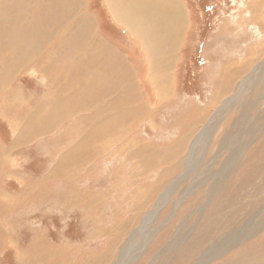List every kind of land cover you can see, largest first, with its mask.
Masks as SVG:
<instances>
[{"label": "rangeland", "instance_id": "1", "mask_svg": "<svg viewBox=\"0 0 264 264\" xmlns=\"http://www.w3.org/2000/svg\"><path fill=\"white\" fill-rule=\"evenodd\" d=\"M78 1L73 2L76 5ZM86 1L80 0L82 12L84 11L83 19L86 22L94 21V18L88 14ZM181 1L189 11L191 21L183 34V45L178 52L177 61L173 63L175 64L172 70L175 77V96L160 104L168 95L161 98L154 87L155 81L148 78L150 62L145 44L140 39L138 43L141 44L142 54L147 57V80L158 102H152L153 100L141 89L140 101H131L126 97L120 102L128 113V123L124 117H121L119 109L114 115L97 112L96 118H101L102 123L96 129L91 128L99 121L96 118L91 121L90 117L95 109L97 110L99 103L91 106L92 102L84 94V84L79 86L76 82H71L82 76L83 70L89 71V67L80 61L86 53V47L81 41L78 47L73 45L72 36L77 37L83 29L81 35L86 37L90 34V28L83 26L80 29L81 24L77 18L75 20L74 14L63 22L47 16L45 19L50 21V25L42 27L51 35L42 36L43 32L36 34L32 31L21 41L19 47L12 51L1 46V42L6 39L13 43L19 39L20 34H17L16 29L0 28V208L4 206L2 210L0 209V237L3 242L6 241L5 245L2 241L0 243V264H28L29 253L39 250L40 253H36L34 263L41 260L47 264H150L154 259L153 254L162 248L167 236L170 237L182 224L181 217L190 212L192 199H189L183 207L179 206L185 197L184 186L177 192L178 197H175L176 195L169 197V194L170 187L184 173L183 162L190 144H182V148H178L181 149L179 151L172 147L181 137L186 139L181 132L187 130L188 122L198 123L195 120L196 115L201 114L206 105L210 108L208 113L203 114L214 113L210 98L208 104L201 108V112L194 113L192 109L193 102L203 103L202 100H206L207 95L212 94L213 89L209 88L205 71L210 67L218 69L219 64L225 67L231 60L235 61V58L231 57L241 50H246L243 45L248 42H255L253 46L257 47L262 37L263 25L262 22L249 23L246 13L243 17H238L241 14L240 9L238 10L239 6L251 2L250 0H246L247 2L245 0ZM122 3L118 6L121 7ZM107 6L110 13L112 4ZM39 8L37 9L40 10ZM91 9L97 14L94 0ZM41 14L37 16L40 17ZM68 15L66 14L65 17ZM117 25L120 26L118 23ZM120 27L127 31L125 27ZM235 27L239 28L235 34V37H240L239 43L231 37L225 39V35H229L230 30ZM64 34L65 39H62ZM99 35L107 42H111L112 34ZM222 35L223 39H221ZM33 37H35L34 44L31 42ZM115 37L113 35L112 38ZM39 39L44 42L37 44ZM116 41H120L121 49L130 56L133 62L131 67L134 65L137 68L144 67L143 63L137 60L139 51L135 50L134 45L125 35L120 39L116 38ZM112 51L113 61L109 70L124 69L123 58ZM97 52L98 50L95 51ZM95 53L91 55V61L99 63ZM101 64L99 63L98 66ZM13 66L14 70L11 69ZM98 66H94L91 71H95ZM49 69L54 76L51 82L42 79V73ZM211 69L208 72L213 76ZM89 74L95 79L94 72L89 71ZM66 76L69 80L64 84L62 79ZM220 77L222 75H219L218 81ZM57 81H59L58 86ZM144 100L146 103H143ZM171 100L176 101L165 107ZM133 104H144L147 108L140 111L139 107L132 108ZM45 108L47 109L44 110ZM183 108L187 111L182 110ZM183 114L186 116L177 117ZM105 116L109 119L106 122L102 119ZM200 116L201 124L203 121L201 119L206 115ZM134 117L137 118L132 128L131 119ZM89 129L95 133L90 134ZM42 131L44 132L41 135H37ZM197 132L201 134L202 129H198ZM103 133H105L104 139L100 137ZM198 136L191 137V145ZM202 149H200L201 154L196 156V159L200 156L198 163L202 157ZM74 151L77 154H74ZM180 151H183L182 154L178 153ZM260 151L251 152L252 160L249 163L253 164L249 167L251 175L247 178L248 188L262 179L264 161L260 159L264 152ZM218 154L216 151L209 155V165L205 163L198 175L191 177L195 179L190 183L187 182L190 184L189 188L207 174V169L211 167ZM257 154H261L260 158ZM175 155L178 157L173 164H176L174 167L177 168L168 174L172 163L167 161V158ZM145 159L147 162L144 161ZM175 170L181 171L178 176V173L174 174ZM239 172L240 175L236 176L238 182H234V188L239 187L237 190L241 193L240 190L247 185H242L241 180L244 178H239L244 175V171ZM257 191V189L253 190L254 196H258ZM161 198H163L162 202H160ZM218 202L219 199L213 204L212 208H214L209 209L208 218L203 217L204 223L199 225L201 234L207 231L204 234L207 239L202 238L204 243L218 231L219 225L211 222V217H215L220 211ZM159 207L160 211H156ZM181 211L183 212L180 213ZM174 214L175 218L171 220ZM146 217L148 225L136 233V229L143 225V221L146 223ZM159 229L157 235L150 236L151 232ZM208 234L210 235L207 236ZM4 235L5 237H2ZM146 236L151 239V245L148 247L150 251L147 250V253L140 257V245L149 243ZM258 243L259 241H256L254 244ZM41 249L45 251L42 253ZM243 251L240 250L242 253ZM188 260L193 259L186 258L183 262L179 258L176 264H189ZM172 264H175V261Z\"/></svg>", "mask_w": 264, "mask_h": 264}, {"label": "bare ground", "instance_id": "2", "mask_svg": "<svg viewBox=\"0 0 264 264\" xmlns=\"http://www.w3.org/2000/svg\"><path fill=\"white\" fill-rule=\"evenodd\" d=\"M73 1L74 0H54V2H52V0H39L37 2L35 0H0V23H2V25H0V28L8 27L10 29H16L17 34H20V37L17 41L10 43L5 39L4 41L1 42V46L6 48L8 51H12L13 49L18 48L21 41L26 39L32 31H34L36 34L43 32L44 34H42V36H48V35L50 36L51 35L49 34L50 32L42 27L43 25L46 26L50 25V21L48 19H45L47 16H50L51 18L54 19H60V21L63 22L65 20H68L69 17L72 16L71 14H74L75 20L77 18V21L81 24V26L79 27L80 29L83 26L90 28L91 35L87 34L86 37H82L81 35L83 31L82 29L77 37L72 36L74 40L73 45H76L78 47L82 42L84 47H86V53L81 57L80 61L86 67H89V65L92 62L90 57L93 53H95L96 50H98L96 46L101 42L99 38L100 36L92 32L95 29L94 21L86 22L83 19L84 11L82 12L81 9L82 5L80 4V0L76 5ZM106 1H107L106 3L107 5L110 4L119 5L120 3L123 2L121 5L122 7L111 8L110 13L114 21L120 24V26L125 27L127 31L131 34L130 36L135 41L138 42L140 39L143 40L146 47V51L148 53L147 54L148 59L150 62L149 64L150 73L148 78L150 80L152 79L153 81H155L154 87L156 88L157 93L161 98H164V96L169 95L170 90H173L171 86L172 80L174 78L173 76H171L172 70L174 68L173 63H175L174 61L175 58L173 60V56L177 55L176 54L177 50L180 48L184 37L183 36L184 26H185V20L187 19L185 17L184 7L180 5L178 0H138V1L106 0ZM250 1L251 2L246 1L247 3H242L239 6L240 8H238V10L240 9L241 14H239L238 17H243V15L246 13V17H249V23L252 24L256 22L259 23L262 22L263 25L262 37L261 40L259 39L260 41L258 40L260 44H258L257 47H255L253 46V44L255 43V42L253 43V41L248 42L246 44L244 42L245 45L243 46L246 47V50H241L237 53V55L231 57V58H235V61L231 60L230 63L229 62L227 63L229 59L228 58L226 60L227 64L225 65V67H223L222 64H219L218 69L215 67H213V69H211V67L208 68L207 70L209 69L213 70V72H211L213 76L210 75L207 70L205 71L204 74L208 76L209 88L213 89L212 94H210V100L213 104L212 111L214 113L213 115L207 114L208 113L207 111L209 110L210 106L206 105L202 110V113L199 114V115H206L203 119H201L203 120L201 121V124L200 121H198V123L196 124H192L191 122H188L186 125L187 130H183L181 132L186 136V139L185 138L182 139V137L180 136L181 137L180 140L177 138L178 140L176 144L172 147V149L178 150V148H182L183 146L182 144H188V145L190 144L186 155L187 157L184 158V162H183V166L185 169L184 173L170 187L169 197H171V195H176L175 197H178L177 192H179V190H181V188L184 186L185 192L183 195H185V197L183 203L180 204L179 206L183 207L188 202L189 199H192V203L190 204L191 210L190 212L188 211L189 213L188 214L186 213L184 217L183 216L181 217L182 219L180 223L182 224L179 227H177L176 230H174L175 232L172 233L170 237L167 236L162 248L161 249L159 248L160 250H158L155 254H153L154 259L151 261L150 264L154 262L159 264H172V262L174 261L176 264V261H178L179 258H181L183 262L185 261L186 258L187 259L192 258L193 259L192 261L188 260L189 264H264V243H262L264 242V172H262V179L259 182H256L254 185H251V187L249 188L247 184L248 183L247 178L249 177V175H251L249 167L250 164H253V163H249L250 160H252L251 152L253 150H261L260 152H262L263 150L264 152V0H250ZM38 7H40L39 8L40 10L37 9ZM40 13H42L41 16L40 17L37 16ZM66 14L69 15L65 17ZM58 28L61 27L58 26ZM238 30L239 28L236 27L234 29H231L230 33L233 35H230L229 33V35H225V39L231 37L235 42L239 43V41H241L240 37L237 36L235 37V34L238 32ZM242 37L244 39H248L245 36ZM62 39H65V34L64 36H62ZM221 39H223V35ZM34 40L35 37L31 39V42L33 43ZM43 42L44 41H42V39H39L37 44ZM89 43H92L93 47L89 48ZM249 44L251 46H249ZM139 45L141 46L140 43ZM93 48H96V50ZM61 49H63V47H61ZM90 49L91 51L88 52ZM98 54L99 51L95 53L96 59H98L97 58ZM113 54L114 53H111V55H109L108 57L104 56L105 58H103V60L107 61L106 67L108 71L106 72L107 74L106 81H107V85L111 90L108 91V94H110L109 96H111V98L117 97L116 96L118 95L117 92L120 90L122 96L121 100L128 97L131 101H135V102L140 101L139 95L141 93H140L138 81L137 82L135 81L134 73L129 68L127 63L124 61V69L117 71L109 70L113 61L112 59ZM10 55L12 57H16V55L14 54H10ZM102 65L103 64L100 65L101 68H103ZM97 68H99V66ZM11 69L14 70V66ZM83 71L84 72L82 76L76 79L77 82L80 84L90 83L89 84L90 86L94 84L95 82L94 78L89 74V71H85V70ZM128 73H130V76ZM219 75H222V77H220L218 81L217 78L219 77ZM94 76L95 79L98 78V75H96L95 73ZM42 77L45 78L46 80H49L50 82L53 81L54 79V76L51 75L50 69L47 70L46 72H43ZM62 80L64 81V84H66L68 82L65 81H68L69 79L66 76ZM71 82L74 81L71 80ZM56 83L58 86L59 81H57ZM114 87H118L119 90L116 92ZM95 89L96 88H94V91ZM106 89L107 86H104V90ZM101 96L103 97V95ZM145 100L143 101V103H146L147 100L146 101ZM120 102L112 104V106L110 107L111 113L115 114L116 113L115 111L119 109L121 113V117L122 118L124 117L127 122V119H129L128 113L126 112L125 106L123 104H120ZM109 103L110 101L108 102V104ZM131 107L132 108L139 107L140 111L147 108V106L144 104H133ZM97 112L98 111H96L95 109V114H97ZM205 112L207 113L203 114ZM100 113L103 115L105 114L103 113V110ZM136 118L137 117L131 119L132 123L130 126L132 128L135 125L133 124V122L135 121ZM200 128L202 129L201 134L200 132H197V130ZM89 133L94 134L95 132L91 130ZM110 135L112 136V133ZM194 135L197 136L199 135V136L195 139L196 141L191 145L190 139ZM100 137L104 139L105 133H103ZM203 147L204 149H202ZM200 149H202V157L200 158V161L198 163L197 160L199 159L200 156H198L197 159L196 156L201 154ZM216 151L219 154L217 155L216 160L215 161L213 160L214 162H212L211 167L207 169L206 171L207 174L204 177H202L198 182H196V184L193 187L189 188L190 187L189 183L195 179L191 177L197 176L198 175L197 173H199L202 170L205 163L209 165L210 163L208 159L209 155L216 153ZM182 152L183 151H180L178 153L182 154ZM74 154H77L76 151H74ZM261 154H257L259 155V158ZM169 156L167 158L168 159L167 161L172 163V168L170 169V172L168 174L173 172V171L171 172V170L177 168L174 167L176 164L174 165L173 162L177 160L176 158L178 157V155L172 157L173 159L170 158ZM139 160H141L142 163L143 160L141 157ZM260 160L264 161V154L261 155ZM144 161L147 162V159H145ZM254 163H256V161ZM146 167L144 168L146 169ZM241 170L244 171V175H242L241 173L242 176L239 178L240 179L244 178L241 180V182L242 185L246 184L247 187L240 190L241 193H239L237 190L239 187L234 188L235 186L234 182L236 181L237 178L236 176L238 175V172ZM1 171L3 172L4 170ZM174 172L175 175L178 173L177 174L178 176L181 171L178 170L176 172L175 170ZM185 176H190V177H185ZM187 182L189 183L187 184ZM177 183L179 185H176ZM254 189L258 190L257 191L258 196L253 195L252 192ZM255 193L256 191L254 192V194ZM163 195L164 194H162V196ZM218 199H219L218 208L220 207L221 208L215 217H211V222L212 224L216 222L217 226L219 225L220 227L218 226L219 227V228L217 227L218 231L215 232L213 236H210V240L208 242L204 243L205 241H202V238L205 240L207 239L206 236L204 235L207 231L201 234V228H200L201 226L199 227V225H202L204 223L203 217L205 218V216H207L209 209L212 208L213 204ZM162 200L163 198H161L160 202H162ZM163 206H161V208ZM3 207L1 208L3 209ZM159 209L160 207L157 208L156 211H158ZM182 212L183 211H181L180 213ZM174 218H175V214L173 215L171 220H173ZM178 219H180L179 216ZM146 221H148L147 217L145 218V222ZM147 225L148 223L147 222L144 223L143 221V225H141V227L136 229V233L142 231ZM206 227H208V225ZM158 231H160V229L151 232L150 236L153 237ZM209 235L210 234H208L207 236ZM2 237H5V235ZM149 238H150L149 236H146V240L147 239L149 240V243L146 241L148 244L143 246L140 245V249H141V253L139 252L140 257L143 256L145 253H147L148 247L151 245L150 243L151 239ZM1 239L2 238L0 237V243L3 242V240ZM256 241H259L257 245L254 244ZM4 242L6 241L4 240ZM202 244H203V248H202ZM114 250H116V248ZM240 250L242 251L244 250L243 253L240 252ZM39 251L29 253L28 258L30 257L29 258L30 264L34 263V261L36 260V253L38 254ZM43 251H45V249ZM43 251L41 249L42 253ZM149 251L150 250H148V252ZM255 257L257 258L253 260ZM91 260L93 261V259ZM94 261L96 260L94 259ZM38 262L40 264V262H44V261L40 260ZM26 263L28 262L26 261ZM43 264H47V262L46 263L44 262Z\"/></svg>", "mask_w": 264, "mask_h": 264}, {"label": "crops", "instance_id": "3", "mask_svg": "<svg viewBox=\"0 0 264 264\" xmlns=\"http://www.w3.org/2000/svg\"><path fill=\"white\" fill-rule=\"evenodd\" d=\"M92 1L93 0H87L86 1V3H87V9H88V14H90L93 18H94V23H95V29H94V32L98 35V36H100L99 34L101 33V34H106V35H108V36H111V34H112V36H111V44L109 43V42H107L106 40H103L102 38V36H100L99 38H100V44H98L97 46H96V48L98 49V51H99V54H98V59H99V63H102L103 65V68H101V66H99V68H97L95 71H91L93 68H94V66H97L99 63H97L96 61H93V62H91V64L89 65V71L90 72H94L96 75H98V78L97 79H94V84H92L91 86L88 84V83H84V94H85V97L87 98V99H89L91 102H92V105L91 106H94V104H97V103H99L98 105V107H97V110L96 111H100L101 109L103 110V113H108V114H111V115H114V114H112L111 113V109H110V107H111V104L112 103H119L120 102V100L122 99V96H121V93H120V90H119V88L118 87H114L115 88V90H116V92L118 93V95H116L117 97H115V98H111V96H109L110 94H108V91L110 90V88H109V86L107 85V81H106V72L108 71V69H107V67H106V62L104 61V62H102V60H103V58H105L104 56H109V55H111V53H114L112 50H114L117 54H119L122 58H123V61H126V63H127V65L129 66V68L132 70V72L134 73V76H135V81L137 82L138 81V85H139V89H140V91H141V89H142V91L146 94V95H148V97L149 98H151L153 101L152 102H158V100L157 99H155V95H154V93H152L151 91H152V87H151V85H150V83H149V81L147 80V68H148V65H147V57H144L143 56V54H142V49H141V46L139 45V43L137 42V41H135L131 36H130V33L129 32H127V31H124L123 30V28L122 27H120V26H118L117 24H116V22L113 20V18L111 17V15H110V13H109V8H108V6H107V4H106V0H94V2L96 3V9H97V14H94V11L91 9V4H92ZM111 1V0H110ZM136 1H138V0H136ZM178 2L180 3V5L181 6H183L184 7V11H185V17L187 18L186 20H185V26H184V34H185V29H186V26H188V24H189V21H191V15H190V13H189V11L187 10V8L185 7V5L182 3V1L181 0H178ZM111 5V4H110ZM114 7H119L120 8V6H118V5H115V4H112V6H111V8H114ZM122 7V6H121ZM100 30V31H99ZM113 35H115L116 37L115 38H112L113 37ZM122 35H125L126 37H127V40L128 41H130V42H132V44L134 45V48H135V50H138L139 51V53L141 54V55H137L138 57H137V60L139 61V62H142L143 63V65H144V67L143 68H137V67H135V65H134V67H131L130 65H132V60H131V58H130V56L127 54V53H125L122 49H121V46H120V41H116V38H118V39H120L121 38V36ZM105 43H104V42ZM95 42V41H94ZM93 42V43H94ZM103 43V44H102ZM182 45H183V43L181 44V46H180V48L182 47ZM99 46V47H98ZM90 47H93V45H92V43H89V48ZM96 48H93V49H95L96 50ZM108 48V49H107ZM180 48L178 49V50H180ZM110 49V50H109ZM141 49V50H140ZM105 50V51H104ZM177 50V55H178V51ZM91 51V49L88 51V52H90ZM115 53V54H116ZM125 53V54H124ZM102 54V55H101ZM177 55H174L173 56V60H174V58H175V63H176V61H177V59L176 58H178V56ZM45 62V61H44ZM38 64H40V62L38 63ZM175 65V64H174ZM37 67V66H36ZM35 67V68H36ZM36 71V70H35ZM102 71V72H101ZM208 71V70H207ZM140 72H142V74L140 73ZM105 76H104V75ZM129 74V76H130V73H128ZM171 74V73H170ZM103 75V76H102ZM171 76H173V71H172V75ZM204 76V75H203ZM174 77V76H173ZM42 79L45 81L46 79L45 78H43L42 77ZM97 80H98V82H97ZM102 81V82H100V81ZM74 82H77V80H73ZM174 81H175V77L173 78V80H172V89L173 90H170V94L168 95V97L166 98V99H164L163 101H161V103L160 104H164L165 103V100H169L172 96H175V94L173 95V93H175L174 92ZM104 82V83H103ZM215 82V81H214ZM77 84H79V86H80V83H78L77 82ZM99 84V85H98ZM86 85V86H85ZM88 85V86H87ZM96 85V86H95ZM90 86V87H89ZM104 86H107V89L106 90H104ZM94 88H96L95 89V91L97 92H95L94 91ZM99 88V89H98ZM88 89V90H87ZM92 89V90H91ZM101 90V91H100ZM90 91V92H89ZM106 91V92H105ZM111 91V90H110ZM209 91V89H207V91L206 92H208ZM102 92H104V93H102ZM101 93V94H100ZM95 94V95H94ZM99 94H100V96H99ZM101 95H103V97L101 96ZM106 97H105V96ZM208 97H207V99L206 100H202V101H204L203 103H198V104H196L195 102H193L194 104H192V106H193V110H194V112L195 113H197V112H201V108L202 107H204L205 106V104H208V100H209V98H210V95H207ZM92 97H93V99H92ZM108 99V100H107ZM111 99V100H110ZM94 101H95V103H94ZM106 101H110V103L108 104V102H106ZM118 101V102H117ZM176 100H171V101H169L168 103H167V105L165 106V107H168V106H170L172 103L174 104V102H175ZM188 102V101H187ZM106 103V104H105ZM154 103V104H155ZM158 108V107H157ZM47 108H45L44 110H46ZM102 110L100 111V112H102ZM105 110V111H104ZM182 110H185V111H187V109L186 108H183ZM197 111V112H196ZM180 112H182V111H180ZM32 112H30V114H31ZM186 116V114H183V115H178L177 117L178 118H181V117H185ZM199 116V117H198ZM90 117V116H89ZM196 117L197 118H195V120L196 121H199V118H201V116L200 115H196ZM91 118V121H92V119H95L96 118V114H95V112L92 114V117H90ZM98 121H99V123H97L96 122V124H95V126L93 125L92 126V128L91 129H93V127H95V129L97 128V126H99V125H101V123H102V121H101V118H96ZM103 119V121H107V120H109V119H107L106 118V116L105 117H103L102 118ZM89 123V122H88ZM44 131H42V132H40V133H38L37 135H41V133H43ZM88 132H90V129H89V131ZM95 132V131H94ZM86 133V132H85ZM36 135V134H35ZM34 135V136H35ZM34 261V260H33ZM36 264H39V262H36Z\"/></svg>", "mask_w": 264, "mask_h": 264}]
</instances>
